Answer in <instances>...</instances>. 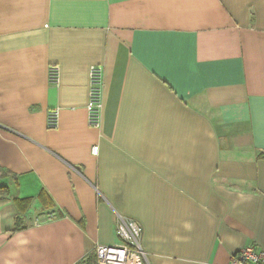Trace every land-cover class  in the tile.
<instances>
[{"label":"crops","instance_id":"crops-1","mask_svg":"<svg viewBox=\"0 0 264 264\" xmlns=\"http://www.w3.org/2000/svg\"><path fill=\"white\" fill-rule=\"evenodd\" d=\"M118 216L144 264L264 251V0H0V264H82Z\"/></svg>","mask_w":264,"mask_h":264},{"label":"built area","instance_id":"built-area-1","mask_svg":"<svg viewBox=\"0 0 264 264\" xmlns=\"http://www.w3.org/2000/svg\"><path fill=\"white\" fill-rule=\"evenodd\" d=\"M51 83L59 82V69L52 67L49 70ZM101 71L96 67L90 71V94L87 105L89 127L98 129L101 120ZM58 111H53L48 117V128L56 130L59 127ZM99 148H93L97 156ZM117 236L120 244L111 247L98 246L95 251L96 264H144L147 255L142 250V228L138 223L118 216ZM231 264H264V251H257L255 247H247L231 257Z\"/></svg>","mask_w":264,"mask_h":264},{"label":"trees","instance_id":"trees-1","mask_svg":"<svg viewBox=\"0 0 264 264\" xmlns=\"http://www.w3.org/2000/svg\"><path fill=\"white\" fill-rule=\"evenodd\" d=\"M30 200H16L15 204L21 211H25L30 206ZM82 264H96V257H88Z\"/></svg>","mask_w":264,"mask_h":264}]
</instances>
